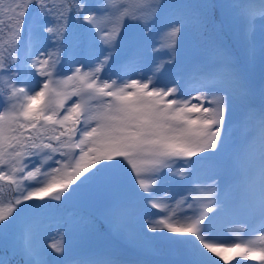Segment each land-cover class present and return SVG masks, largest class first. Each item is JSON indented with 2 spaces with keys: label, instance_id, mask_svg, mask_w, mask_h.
<instances>
[{
  "label": "snow or ice",
  "instance_id": "6c2138e0",
  "mask_svg": "<svg viewBox=\"0 0 264 264\" xmlns=\"http://www.w3.org/2000/svg\"><path fill=\"white\" fill-rule=\"evenodd\" d=\"M217 6L240 8L244 20L255 16L237 0H145L139 15L114 19L105 0H0V33L7 29L0 44V182L14 193L0 199V245L18 229L13 255L24 264H109L71 256L69 234L87 226L84 218L62 219L51 242L42 240L50 201L101 198L105 219L118 230L140 242L186 244L191 264H264V235L214 242L226 219L264 232V107L249 114L247 135L235 142L231 114L244 90L229 58L185 73L192 92L183 76L163 80L180 64L182 31L201 28L202 10ZM126 19L139 25L136 34L125 29ZM157 25L168 43L149 52L145 36ZM164 50L166 57L151 58ZM175 177L188 184L178 198L161 188Z\"/></svg>",
  "mask_w": 264,
  "mask_h": 264
},
{
  "label": "rangeland",
  "instance_id": "374dc122",
  "mask_svg": "<svg viewBox=\"0 0 264 264\" xmlns=\"http://www.w3.org/2000/svg\"><path fill=\"white\" fill-rule=\"evenodd\" d=\"M108 1L109 0H107L106 3ZM138 1L137 5H133L129 11L122 13V15L125 17L130 16L133 13L139 15L140 10L144 7V4L140 0ZM111 2H113V4L118 8H120V4H125V0H112ZM237 3L245 10L254 12L255 16L252 20L248 21L240 17V8L232 11H228L223 8L221 15L224 20L231 25V32L229 36L231 46L227 43L223 44L224 40L218 41L219 43H209L206 39V34L204 35L198 31L199 28L186 29L182 31V34L177 38L178 45L180 47V64L175 69L169 67L163 76V80L165 81L174 78L180 79L182 73L186 71L205 72L206 68L208 70L214 64L221 63L223 58H229L231 64L238 69L240 73L244 90L242 102H237L236 108L231 114L233 124L232 139L235 142H239L241 138L247 135V131L243 127V122L246 121L249 114L252 113L251 106L258 98L261 97V92L264 87V19H261V2L260 0H237ZM113 8L114 6H112V9ZM116 15L117 14H115L114 17ZM180 15L181 14H176L175 17H179ZM106 25L108 27L107 30H109L111 28V24L106 23ZM104 26L105 23L100 24V27L103 29ZM249 27L252 28L250 39L247 34V29ZM125 29L128 30L130 34H136L140 30L139 25H134L127 19L125 20ZM133 30L136 31L132 32ZM145 43L149 46V52L152 51V47L159 48L162 44L166 45L168 43L166 30H164L160 25H157L145 36ZM209 45L216 46L212 49V56H206L203 52V50ZM127 55L128 50L122 49L121 56L124 57ZM166 56L167 51L164 50L157 54H153L151 58L159 60ZM212 57H216V59L213 60ZM128 72L132 73L133 69L129 67ZM36 79L38 80L39 78ZM190 84L191 82L189 85ZM189 85L185 88V90L192 92ZM75 99L76 98L74 97L73 100ZM262 100H264V97H261L256 103L257 109L255 108V110H260L262 107ZM208 182L210 183L211 181ZM187 187V181L181 177L168 178L161 185L162 189H167L171 193L176 194L177 198L185 193ZM103 205L104 201L101 198H97L95 200H82L78 197H74L71 201H64L63 203L50 201L47 205L48 226L42 236V240L45 243L51 242V237H54L56 233L55 224L60 222L62 219L69 217L84 218L87 221V226L80 230L71 232L68 237L71 243V254L74 258L102 257L106 259L109 264H125L123 260H125L126 256L132 254V252L127 250L126 246L131 244H141L146 250L153 254L147 262L148 264H191L190 253L185 249L183 243H177L172 240L159 237L147 242L137 241L133 237H130L124 232L118 230L115 224L105 219L103 215ZM150 211L157 214L156 209H151ZM85 212L92 214L94 219L85 214ZM238 220V218H233L231 220L234 222L236 221V228L234 227L230 234H224L223 242H240V228L243 227V224L248 223ZM227 225H229L228 221ZM258 228L259 225L257 224V230H249L246 234V240L258 235H264V232L261 233L258 231ZM255 232L258 233L256 234ZM17 234L18 229L12 230L6 238L5 243L0 248V258H2L6 264H11L10 258L12 257L10 254H13L12 244L13 240L17 238ZM117 238L118 240H113ZM16 255L20 254L17 253ZM215 259H217V257ZM247 261L249 262L248 264L258 263V261Z\"/></svg>",
  "mask_w": 264,
  "mask_h": 264
},
{
  "label": "trees",
  "instance_id": "16d2710c",
  "mask_svg": "<svg viewBox=\"0 0 264 264\" xmlns=\"http://www.w3.org/2000/svg\"><path fill=\"white\" fill-rule=\"evenodd\" d=\"M143 4H145V0H140ZM13 0H3L5 6L9 3H12ZM59 2V0H57ZM138 0H125V4L121 7L120 11L114 17L113 14L112 18H116L122 15V13H126L129 11L133 5L138 4ZM206 2L215 3L214 0H173V3L181 4V3H199L203 4ZM203 16L205 21L204 31L207 32L206 39L209 42L216 41L218 37H223L224 40H227V35L224 33L222 29V22L220 20V16L218 15L217 9L210 8V9H203ZM175 13H181V10H176ZM0 19H6V17L0 13ZM112 27V24H111ZM77 31L80 32V29L77 28ZM7 36V29L5 28L3 33H0V44L5 43ZM0 199H4L5 201L10 199L9 192H8V185L5 182H0ZM3 245H0V248Z\"/></svg>",
  "mask_w": 264,
  "mask_h": 264
},
{
  "label": "bare ground",
  "instance_id": "6f19581e",
  "mask_svg": "<svg viewBox=\"0 0 264 264\" xmlns=\"http://www.w3.org/2000/svg\"><path fill=\"white\" fill-rule=\"evenodd\" d=\"M255 9V8H254ZM258 11V10H257ZM259 12V11H258ZM264 81V80H263ZM260 100V98H258L256 101H255V103L253 104V107H256V103L258 102ZM262 106H263V104H262ZM259 107V106H258ZM260 108V107H259ZM250 112V111H249ZM237 220V219H236ZM239 221V220H238ZM229 222V221H228ZM236 222V221H235ZM239 223V222H238ZM241 226H242V224H241ZM230 227L231 226H228V228H227V230L225 231V232H218V231H216V241H214V242H219V241H222L223 242V237H224V234L228 231V230H230ZM236 228V227H235ZM234 229V228H233ZM239 229V228H238ZM241 229V228H240ZM257 230V229H256ZM236 231H239V230H236ZM259 231V230H258ZM235 232V231H234ZM251 232V231H250ZM249 232V233H250ZM237 233V232H236ZM248 233V232H247ZM253 233V232H252ZM251 233V234H252ZM256 233V232H255ZM258 233V232H257ZM256 233V234H257ZM262 233V232H261ZM239 234V233H238ZM254 234V233H253ZM239 236V235H238ZM252 236V235H251ZM252 238H254V237H252ZM251 238V239H252ZM248 239H250V238H248ZM247 239V240H248ZM226 254H228V253H226ZM228 255H230V254H228ZM216 258V257H215ZM218 258V257H217ZM153 259V258H152ZM220 262H221V264H224V262L222 261V260H220ZM154 263V262H153ZM249 262L247 261H245V264H248ZM148 264V263H147ZM231 264H232V262H231Z\"/></svg>",
  "mask_w": 264,
  "mask_h": 264
}]
</instances>
